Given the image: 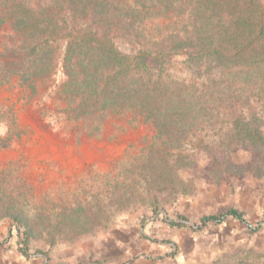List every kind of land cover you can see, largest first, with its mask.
<instances>
[{
	"label": "rangeland",
	"instance_id": "1",
	"mask_svg": "<svg viewBox=\"0 0 264 264\" xmlns=\"http://www.w3.org/2000/svg\"><path fill=\"white\" fill-rule=\"evenodd\" d=\"M26 1L48 19L59 2ZM12 2L0 0V264H264V145L223 119L175 124L169 140L140 111L79 108L61 59L27 75ZM173 63L175 78L204 82ZM231 208L250 225L202 224Z\"/></svg>",
	"mask_w": 264,
	"mask_h": 264
},
{
	"label": "trees",
	"instance_id": "2",
	"mask_svg": "<svg viewBox=\"0 0 264 264\" xmlns=\"http://www.w3.org/2000/svg\"><path fill=\"white\" fill-rule=\"evenodd\" d=\"M12 1L5 14L23 33L27 75H50L61 59L65 89L83 98L79 108L140 111L169 140L175 124L223 119L232 136L264 145L257 117L264 101L263 1L59 0L50 19L26 0ZM176 56L204 82L175 78L169 69ZM227 215L250 225L235 208L201 221ZM21 249L31 256L26 238Z\"/></svg>",
	"mask_w": 264,
	"mask_h": 264
}]
</instances>
